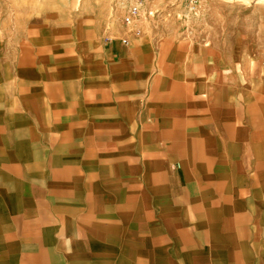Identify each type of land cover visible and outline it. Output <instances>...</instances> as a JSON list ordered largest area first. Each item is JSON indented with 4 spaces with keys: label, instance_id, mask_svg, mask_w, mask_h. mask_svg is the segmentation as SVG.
I'll list each match as a JSON object with an SVG mask.
<instances>
[{
    "label": "crops",
    "instance_id": "crops-1",
    "mask_svg": "<svg viewBox=\"0 0 264 264\" xmlns=\"http://www.w3.org/2000/svg\"><path fill=\"white\" fill-rule=\"evenodd\" d=\"M0 264H264V58L35 29L0 59Z\"/></svg>",
    "mask_w": 264,
    "mask_h": 264
},
{
    "label": "rangeland",
    "instance_id": "rangeland-1",
    "mask_svg": "<svg viewBox=\"0 0 264 264\" xmlns=\"http://www.w3.org/2000/svg\"><path fill=\"white\" fill-rule=\"evenodd\" d=\"M116 24L141 35L185 31L264 58V0H0V59L18 51L35 29L98 31Z\"/></svg>",
    "mask_w": 264,
    "mask_h": 264
},
{
    "label": "built area",
    "instance_id": "built-area-1",
    "mask_svg": "<svg viewBox=\"0 0 264 264\" xmlns=\"http://www.w3.org/2000/svg\"><path fill=\"white\" fill-rule=\"evenodd\" d=\"M135 11H136V8H133L132 12H135ZM130 21H131V16L125 17L124 21H123V24L124 25H128L130 23Z\"/></svg>",
    "mask_w": 264,
    "mask_h": 264
}]
</instances>
